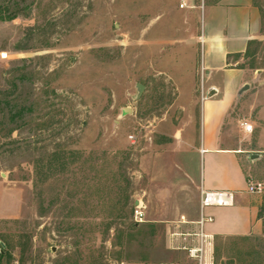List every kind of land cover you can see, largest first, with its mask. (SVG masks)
I'll list each match as a JSON object with an SVG mask.
<instances>
[{
  "label": "rangeland",
  "instance_id": "1",
  "mask_svg": "<svg viewBox=\"0 0 264 264\" xmlns=\"http://www.w3.org/2000/svg\"><path fill=\"white\" fill-rule=\"evenodd\" d=\"M183 1L0 0V14H15L0 21V264H192L181 248L198 226L156 206L142 168L179 128L202 134L204 81L179 78L195 58L188 14L198 10ZM255 2L259 37L239 63L252 77L232 98L236 128L264 111V0ZM259 133L264 145L260 124L243 145ZM254 154L260 226L214 237L213 264H264V150Z\"/></svg>",
  "mask_w": 264,
  "mask_h": 264
},
{
  "label": "crops",
  "instance_id": "2",
  "mask_svg": "<svg viewBox=\"0 0 264 264\" xmlns=\"http://www.w3.org/2000/svg\"><path fill=\"white\" fill-rule=\"evenodd\" d=\"M185 1L184 9H198L188 14L196 20L195 58L180 68L179 78L204 81L201 89L202 134L197 142L189 128L191 123L185 130L179 128L168 144L144 157L142 168L153 177L150 184L159 196L155 200L156 206L161 210L172 208L174 214L187 216L195 229L203 190L233 192L232 205L205 209V214L212 217L205 225V232L212 238L248 235L260 226L261 198L248 191L251 180L247 161L255 152L264 150V145L259 133L253 139L254 145L245 147L241 137L248 139L252 132H244L240 124L236 128L235 118L230 115L234 108L232 98L238 92L240 94L248 84L247 78L252 77L239 63L245 58L249 42L259 37L260 10L255 0H202L199 5L193 0ZM237 54L240 56L235 57ZM190 86L197 91L196 84ZM180 90L181 86L179 93ZM219 94L223 100L215 99ZM188 111L193 112L191 108ZM250 123L253 129L260 124L264 132V111L261 118ZM139 200L144 202L143 198Z\"/></svg>",
  "mask_w": 264,
  "mask_h": 264
},
{
  "label": "built area",
  "instance_id": "3",
  "mask_svg": "<svg viewBox=\"0 0 264 264\" xmlns=\"http://www.w3.org/2000/svg\"><path fill=\"white\" fill-rule=\"evenodd\" d=\"M187 6L184 0L180 7ZM213 92H216L215 88H211ZM244 132H253V125L248 120H243L240 123ZM263 186L261 183L249 182L248 191L252 193H261ZM234 202V194L231 191H209L203 190L200 199V216L197 220L198 230L194 233L195 239L192 244L188 246H182V249L186 251L189 261L192 264H213V238L205 232V225L212 221V217L205 214V209L211 206H229ZM145 208L146 205L143 201L138 200L134 205V219L136 222H143L145 220ZM0 251L2 249L0 248ZM209 255V257H208ZM208 258H210L208 260ZM16 264V263H13ZM120 264H127L121 262ZM161 264H184L181 262H163Z\"/></svg>",
  "mask_w": 264,
  "mask_h": 264
},
{
  "label": "trees",
  "instance_id": "4",
  "mask_svg": "<svg viewBox=\"0 0 264 264\" xmlns=\"http://www.w3.org/2000/svg\"><path fill=\"white\" fill-rule=\"evenodd\" d=\"M13 18H15V14H9V15L0 14V21L9 20V19H13ZM253 42H254V40L249 42V47H250L251 43H253ZM249 47H248V49H247V51H246V53L244 55L245 57L248 56L249 53H250V48ZM239 56L240 55L237 54L235 57H239ZM239 66L243 67V65H239ZM5 253H6L5 250L0 251V257H4Z\"/></svg>",
  "mask_w": 264,
  "mask_h": 264
},
{
  "label": "water",
  "instance_id": "5",
  "mask_svg": "<svg viewBox=\"0 0 264 264\" xmlns=\"http://www.w3.org/2000/svg\"><path fill=\"white\" fill-rule=\"evenodd\" d=\"M248 87H249L248 84H246V85L243 87L242 90H244V89H246V88H248ZM138 89H139V91L141 92V91L144 89V86L141 85V84H138ZM123 112H124V113L132 112V109H130V108H124V109H123ZM256 156H258V155H257V154H252V155H251V158H254V157H256ZM135 204H137V201H135Z\"/></svg>",
  "mask_w": 264,
  "mask_h": 264
}]
</instances>
